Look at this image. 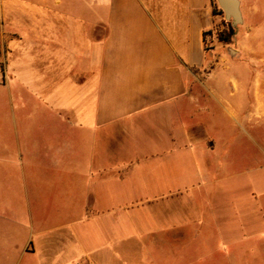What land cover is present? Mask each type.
Wrapping results in <instances>:
<instances>
[{
    "label": "crops",
    "instance_id": "1",
    "mask_svg": "<svg viewBox=\"0 0 264 264\" xmlns=\"http://www.w3.org/2000/svg\"><path fill=\"white\" fill-rule=\"evenodd\" d=\"M27 1L12 38L30 48L15 76L28 96L0 103V259L125 264L138 240L140 264H158L169 237L166 264H264V183L237 181L242 142L205 124L216 103L264 116V56L206 49L212 0H91L87 18L82 0ZM84 38L89 54L68 51ZM50 190L85 223L80 254L65 223L35 231Z\"/></svg>",
    "mask_w": 264,
    "mask_h": 264
},
{
    "label": "rangeland",
    "instance_id": "2",
    "mask_svg": "<svg viewBox=\"0 0 264 264\" xmlns=\"http://www.w3.org/2000/svg\"><path fill=\"white\" fill-rule=\"evenodd\" d=\"M35 1L40 2V0ZM45 1L47 2L48 6L53 8L55 12L60 10L61 6L55 5V0ZM62 1L67 3V7H80V0ZM241 2L243 24L241 23L234 26L233 21L231 19L226 20L223 14L214 15L216 22L214 23L212 30H210L206 35L207 50H214V53L222 55L223 49L227 54L228 52L226 49L229 48L241 51L242 54L264 56V8H259L257 5V0H241ZM90 3L91 0H82L83 16L85 18L89 17V14L87 13H89L88 11L90 8ZM260 5L262 6V4ZM29 6L30 5H28L27 0H0V103L3 104H9L11 101H14L15 103L14 99L15 95L17 94H20L19 97H21L23 100L28 96L26 91L23 90L24 87H22V85L16 81L15 76L16 73L23 72L22 66L26 64V61L22 59L27 58V50L30 48L26 46H17V42L12 38V33L15 30H18L16 28L18 24H20L22 29L20 31L25 34L27 33L23 30L27 29L28 24L25 22L20 23L22 17H20L19 12L25 13V9ZM228 26H231L234 29V35L229 43H223L218 40V35L221 32L226 31ZM240 31H242L244 34L243 36L238 37V32ZM85 39L86 38L83 39L81 45L74 44L73 48H71L72 50L68 51H73L74 54L75 50L78 54L80 48H82V54H89L90 52L88 48H86L87 42ZM77 42L79 43L78 40ZM17 59L20 60L18 63L16 62ZM218 59L219 58H216L215 60L217 61ZM234 70L240 75L245 74L243 68L239 65L236 66ZM243 97L244 93L236 94L234 97L228 98V101L233 100L232 103H235L236 101L241 102ZM12 98L13 100H11ZM214 105L215 106L209 112L208 117L205 118V124L208 129L207 134L210 135L211 138H214V140H217L219 136H224L228 141L238 139L240 142H242L240 147L242 148L240 156L243 159V165H241V168L248 172L237 178V181L246 182L247 180L251 179L252 182L254 181V178L258 176L259 182L264 183V116L258 120L250 119L248 121L243 113L236 112L233 106H228L229 104L225 105V108L223 105H219L217 103ZM246 144L249 145L245 147ZM225 151H227V154L233 153L231 157H234L235 151L231 146L228 145V148ZM55 193V191L50 190L44 195L38 196V198L35 197V205L31 208V210L34 211L35 231L37 229L41 230L42 228H53L65 223L66 230L63 232H66L67 234L70 233L69 236L71 237H75L74 235L76 234L78 238L77 241H75L76 239L73 241L68 240V247H72L74 253L80 254L82 249L79 244V234L83 226H85V223H80L78 221V216L73 215L71 217V213H68L66 218L62 217L58 213V204L53 198H51L55 196ZM48 197L50 198L48 199ZM39 200H41V202H39ZM76 213L77 211H75L74 214ZM51 215L53 216L50 217ZM37 216L50 218L47 219V221H40L38 220ZM28 225L30 226L29 218ZM155 243H157L158 246H161L163 251H153L155 252L153 254V258L157 260L156 263L158 264H166L165 262L167 257L164 254L168 253L171 248V241L169 240V237L156 240ZM137 244L138 240L133 242V254L131 253L129 258L124 259L125 264H140L143 261V258L145 259V256H139L137 252L139 245L137 246ZM85 247V249H88L90 246L85 245ZM15 256L14 254L1 255L2 258L0 259V264H47V261L40 255H23L22 257L18 256V260ZM67 260L68 263L71 264L73 258L67 257ZM167 261H169V258Z\"/></svg>",
    "mask_w": 264,
    "mask_h": 264
},
{
    "label": "water",
    "instance_id": "3",
    "mask_svg": "<svg viewBox=\"0 0 264 264\" xmlns=\"http://www.w3.org/2000/svg\"><path fill=\"white\" fill-rule=\"evenodd\" d=\"M218 7L222 10L226 20H232L236 26L242 23V15L239 0H215Z\"/></svg>",
    "mask_w": 264,
    "mask_h": 264
},
{
    "label": "trees",
    "instance_id": "4",
    "mask_svg": "<svg viewBox=\"0 0 264 264\" xmlns=\"http://www.w3.org/2000/svg\"><path fill=\"white\" fill-rule=\"evenodd\" d=\"M212 5V15H221L223 14L222 10L218 7V5L215 3L214 0L211 2ZM209 32H205L204 35H207ZM234 35V29L230 26H228V29L224 32H221L218 35V40L223 43H229L232 40V37Z\"/></svg>",
    "mask_w": 264,
    "mask_h": 264
}]
</instances>
